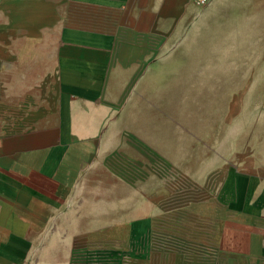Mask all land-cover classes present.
I'll use <instances>...</instances> for the list:
<instances>
[{"label":"crops","instance_id":"crops-1","mask_svg":"<svg viewBox=\"0 0 264 264\" xmlns=\"http://www.w3.org/2000/svg\"><path fill=\"white\" fill-rule=\"evenodd\" d=\"M198 7L0 0V264H264V145L164 110Z\"/></svg>","mask_w":264,"mask_h":264},{"label":"rangeland","instance_id":"rangeland-1","mask_svg":"<svg viewBox=\"0 0 264 264\" xmlns=\"http://www.w3.org/2000/svg\"><path fill=\"white\" fill-rule=\"evenodd\" d=\"M196 17L181 87L172 89L164 110L190 126L198 144L211 140L218 153L264 145V0H215L198 7Z\"/></svg>","mask_w":264,"mask_h":264},{"label":"trees","instance_id":"trees-1","mask_svg":"<svg viewBox=\"0 0 264 264\" xmlns=\"http://www.w3.org/2000/svg\"><path fill=\"white\" fill-rule=\"evenodd\" d=\"M84 254V253H83ZM104 255L103 254V252L102 253H100V255ZM106 257H113L114 259H116V264H120V260H119V254L118 253H116V252H106ZM90 256H92V255H90ZM90 256H88V255H84V257H90ZM97 256V255H96ZM104 257V256H103Z\"/></svg>","mask_w":264,"mask_h":264},{"label":"built area","instance_id":"built-area-1","mask_svg":"<svg viewBox=\"0 0 264 264\" xmlns=\"http://www.w3.org/2000/svg\"><path fill=\"white\" fill-rule=\"evenodd\" d=\"M192 1L199 7H204L208 3V0H192Z\"/></svg>","mask_w":264,"mask_h":264}]
</instances>
